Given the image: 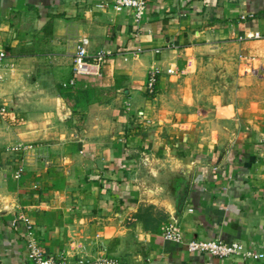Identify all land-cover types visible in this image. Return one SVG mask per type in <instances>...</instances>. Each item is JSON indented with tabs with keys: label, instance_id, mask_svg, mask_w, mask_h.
I'll return each mask as SVG.
<instances>
[{
	"label": "crops",
	"instance_id": "obj_1",
	"mask_svg": "<svg viewBox=\"0 0 264 264\" xmlns=\"http://www.w3.org/2000/svg\"><path fill=\"white\" fill-rule=\"evenodd\" d=\"M113 2L0 0V264H32L25 219L71 261L264 264L246 254H264V117L208 132L190 96L201 55L225 45L264 81V0H148L142 18ZM83 38L110 54L75 78ZM171 222L243 252L192 253L163 237Z\"/></svg>",
	"mask_w": 264,
	"mask_h": 264
},
{
	"label": "rangeland",
	"instance_id": "obj_2",
	"mask_svg": "<svg viewBox=\"0 0 264 264\" xmlns=\"http://www.w3.org/2000/svg\"><path fill=\"white\" fill-rule=\"evenodd\" d=\"M240 60L237 51L228 45L201 55L200 74L193 81L190 96L197 106L209 108L204 122L208 132L222 124L231 130L235 122L247 124L248 120L264 117V81L246 77L253 69ZM197 106L193 108L197 110Z\"/></svg>",
	"mask_w": 264,
	"mask_h": 264
},
{
	"label": "built area",
	"instance_id": "obj_3",
	"mask_svg": "<svg viewBox=\"0 0 264 264\" xmlns=\"http://www.w3.org/2000/svg\"><path fill=\"white\" fill-rule=\"evenodd\" d=\"M148 6V0H114L113 7L120 11L123 9H134L137 18H142ZM245 18V16H242ZM257 37H260V33L256 32ZM89 40L83 38L78 45L77 52L74 57V72L75 78L79 75H100V67L110 54L109 51L100 49L95 53H89L87 45ZM7 57V51L0 49V68L4 65V60ZM171 71V70H169ZM172 72V71H171ZM160 71L156 68L152 69L149 73V77L146 84V90L149 94L155 93L156 85L158 81ZM75 78L71 80V83L75 82ZM7 113V106L0 100V116ZM33 144H20L14 146V151H31L34 149ZM23 174V166L19 167L15 173L17 178H20ZM26 220V248L27 254L32 264H122L118 259L109 256L99 257L94 260H87L79 258L76 261H71L63 254H47L41 247L40 242L34 236L35 228L33 222ZM162 235L165 239L184 243L187 250L192 253H207L220 258L230 257L238 253L243 252L242 245L237 242H225L220 239H198L190 238L186 239L184 232L177 223H169L163 226ZM246 254L252 258H263L264 254L246 252Z\"/></svg>",
	"mask_w": 264,
	"mask_h": 264
}]
</instances>
